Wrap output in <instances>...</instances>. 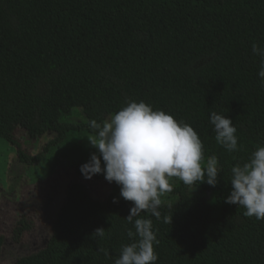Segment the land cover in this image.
Listing matches in <instances>:
<instances>
[{"label": "trees", "instance_id": "16d2710c", "mask_svg": "<svg viewBox=\"0 0 264 264\" xmlns=\"http://www.w3.org/2000/svg\"><path fill=\"white\" fill-rule=\"evenodd\" d=\"M254 42L264 47V0H0V79L24 91L23 103L11 93L0 99L27 112L21 123L32 138L55 135L45 149L62 146L81 177L91 152L83 141L94 135L89 122L102 123L130 100L190 123L205 159L215 155L223 172L214 187L173 183L161 196L159 219L140 213L159 240L155 264H264V220L225 202L231 168L264 146V84ZM213 111L232 118L238 150L217 143ZM0 136L20 146L1 123ZM19 156L29 165L45 158L20 147ZM131 207L117 184L102 200L72 181L48 244L17 264H115L132 242ZM29 225L21 220L18 235ZM100 227L103 238L93 235ZM4 243L0 235V256Z\"/></svg>", "mask_w": 264, "mask_h": 264}, {"label": "clouds", "instance_id": "9594fccd", "mask_svg": "<svg viewBox=\"0 0 264 264\" xmlns=\"http://www.w3.org/2000/svg\"><path fill=\"white\" fill-rule=\"evenodd\" d=\"M252 51L261 57L258 75L264 84V47L254 42ZM210 123L218 144L229 152L238 150L231 117L213 111ZM89 127L94 135L87 137L97 152L81 165L82 174L91 179L102 173L108 182L120 186L121 197L132 202L126 216L135 228L127 233L132 242L122 247L115 264H155L159 240L152 220L140 213L161 217V196L173 190V178L189 186L207 182L214 187L223 172L219 160L215 155L205 159L204 143L190 123L143 100H130L102 123L91 120ZM230 184L225 202L243 207L247 217L264 220V146L257 147L247 162L231 168ZM164 221L172 223V217L169 221L165 216ZM93 235L103 238L104 228H97Z\"/></svg>", "mask_w": 264, "mask_h": 264}, {"label": "rangeland", "instance_id": "374dc122", "mask_svg": "<svg viewBox=\"0 0 264 264\" xmlns=\"http://www.w3.org/2000/svg\"><path fill=\"white\" fill-rule=\"evenodd\" d=\"M2 79L0 94L11 93L23 103L24 91L12 81ZM18 105L12 106L10 99H0V123L12 128L19 147L26 154L36 156L44 152L45 158L32 165L23 163L19 147L0 136V235L5 238L0 264H17L20 257L48 244L72 181L86 183L92 194L102 200L109 197L116 185L108 182L105 176L94 175L91 179L79 176L71 164L72 156L61 155L62 146L55 151H47L45 147L55 135L32 138L21 123L27 112L19 110ZM72 119L75 122L81 120L77 114ZM90 135L93 134L87 133L83 141L86 149L91 151L87 158L97 152L89 143L87 136ZM179 181L173 178L172 183ZM23 219L30 225L18 235L17 226Z\"/></svg>", "mask_w": 264, "mask_h": 264}]
</instances>
